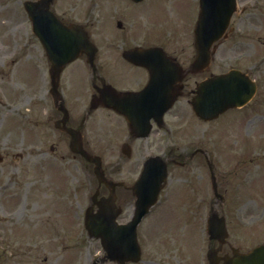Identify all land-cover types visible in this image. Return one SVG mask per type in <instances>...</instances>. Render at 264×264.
Listing matches in <instances>:
<instances>
[{"label": "rangeland", "instance_id": "1", "mask_svg": "<svg viewBox=\"0 0 264 264\" xmlns=\"http://www.w3.org/2000/svg\"><path fill=\"white\" fill-rule=\"evenodd\" d=\"M253 1L263 2L262 9L258 10L261 14L257 22L259 28L246 26L245 32L242 31L244 36L236 35L221 45L216 58L217 62L228 61L230 65L254 72L261 85L256 101L242 111L233 112L239 114V121L247 117L239 135L246 140L242 174H230L219 184L222 193L228 190L225 209L230 241L242 248L264 242V101L260 104L264 99V53L259 56L264 48V0ZM13 2L0 0V155L3 156L0 162V253H6L7 257L36 253L40 261L48 256L47 264H93L103 254V247L99 240L90 238L87 231L77 237L74 229L66 228L64 232L48 226L49 240L43 243L39 235L33 234L29 216L34 202H42L41 197H52L60 192L45 163L47 158L42 154L33 157L32 149L36 151L41 141L49 144L51 140L46 134V125L38 123L35 126L45 116L47 80L42 68L43 52L32 37L27 17L15 14ZM5 4L9 6L5 8ZM253 21L256 19L249 22ZM185 26H182V39L188 38L184 35L188 32ZM234 41H242L245 45L242 52L235 55L241 57L232 56L230 48ZM190 114L189 108L183 118L186 127L181 133L180 145H187L184 148L206 147L209 128H213L211 139L216 146L218 143L231 144L236 139L231 136L235 129L227 127L234 114L210 124L197 122ZM247 120L251 121L250 127L246 125ZM230 152L238 153L237 147ZM215 155L220 157L216 151ZM57 168L60 172V167ZM219 171L222 173L221 167ZM72 172L85 177L87 200L90 193L88 173H78L75 167ZM54 174L58 175L56 169ZM247 174L250 175L247 177ZM205 175L204 168L199 172L196 167L191 178L182 171L172 174L169 192L163 194L161 205L139 227L143 256L136 264H207L206 224L210 201L215 198ZM58 176L62 182L60 174ZM187 178L191 181H185ZM36 181L39 192L33 190ZM35 242L38 243L36 248ZM40 261L26 255L16 259L9 256L4 264H41Z\"/></svg>", "mask_w": 264, "mask_h": 264}, {"label": "flooded vegetation", "instance_id": "2", "mask_svg": "<svg viewBox=\"0 0 264 264\" xmlns=\"http://www.w3.org/2000/svg\"><path fill=\"white\" fill-rule=\"evenodd\" d=\"M39 0H15L19 16H29L25 3ZM49 9L66 25H81L96 46L92 60L82 54L79 59L67 65L62 72L59 92H47L46 117L51 140L50 152L57 154L70 148L71 136L67 129L76 131L84 148L102 157L105 176L113 182L107 186L99 180L93 183L96 197L95 208L103 199L114 206L121 215L130 212V217H118L121 224L127 223L134 208V187L150 155H162L169 169L192 171L201 166L209 176L217 175L213 157V131L209 128L207 146L181 148L177 144L182 130V118L187 105L195 96L201 81L214 75L210 65L202 71H194L188 60L187 46L163 32L154 34L150 30L153 16H167L163 0H47ZM173 12L169 16H198V0H168ZM156 5L158 8L156 9ZM196 21V19H195ZM161 47L165 49L184 69L182 96L175 106L165 114V125L160 126L154 119L147 137L138 135L144 130L145 121L150 114L159 115V109H149V98L139 94L150 82L152 72L148 67L137 65L123 57L129 49ZM51 66V63H50ZM114 87L116 95L107 88ZM131 92L127 100L123 93ZM110 104V105H109ZM125 105L133 121L129 122L118 110ZM135 118V119H134ZM166 120L168 123H166ZM212 155V156H211ZM62 158H65L62 156ZM75 166L82 173L94 165L83 157L73 154ZM78 178L79 200L77 207L85 212V179ZM218 178V175H217ZM73 179V177H72ZM69 180V179H68ZM38 181H36V184ZM68 199H70L69 191ZM37 199L38 195L36 196ZM92 202V201H91ZM41 202H34L32 221L36 235L46 227L49 220L39 208ZM93 203V202H92ZM45 212L48 211L45 207ZM35 210V213H34ZM84 215V213H83ZM82 221L79 216L74 221ZM84 223V218H83ZM221 248V247H220ZM221 250V249H220Z\"/></svg>", "mask_w": 264, "mask_h": 264}, {"label": "water", "instance_id": "3", "mask_svg": "<svg viewBox=\"0 0 264 264\" xmlns=\"http://www.w3.org/2000/svg\"><path fill=\"white\" fill-rule=\"evenodd\" d=\"M233 0L221 1V7L215 8L214 13H220L224 9V3L231 5ZM205 4V0H203ZM35 21V26L37 28V34L44 43L48 52L50 53L53 48L58 45L69 44V36L64 32H52L46 26H42L44 16H32ZM62 28V27H61ZM202 35L198 33V39H201ZM218 36L215 34L213 39H216ZM200 42V40H199ZM200 45V43H199ZM199 60L206 61L208 59L207 49L201 44L199 46ZM238 73H230L225 76L217 77L213 80L214 93L208 98H202L194 102V109L196 113L204 119L210 117H216L220 112L224 111L231 105H242L246 103L251 94L253 93V88L249 87V80L244 79L240 74L238 78ZM237 77V78H235ZM239 80L240 90L237 92V96L234 95V89H228L227 84ZM155 161V160H154ZM165 177V170L163 172V179ZM156 195L152 196L149 201L148 197L139 195L138 209L136 212V218L128 226L127 233L124 230L116 228L112 225L110 220L106 218V213H101L99 219L101 223H97L95 219H90L88 221V229L90 233L94 236H101L102 242L105 250L108 252V257L111 260L120 261L124 264L127 260L138 261L140 258L139 246L136 238V227L140 222L142 216L146 213L148 208L152 205ZM95 220V222H94ZM102 224V226H99ZM221 224H215L210 221L209 231L212 237H218L222 235L220 232ZM225 264H264V245L255 248L253 251L247 254H234L233 257L226 258Z\"/></svg>", "mask_w": 264, "mask_h": 264}]
</instances>
